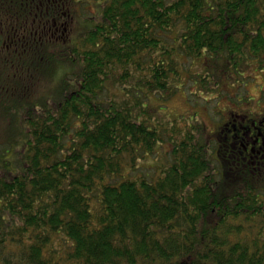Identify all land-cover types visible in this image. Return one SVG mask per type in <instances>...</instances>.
I'll list each match as a JSON object with an SVG mask.
<instances>
[{
    "label": "trees",
    "instance_id": "trees-1",
    "mask_svg": "<svg viewBox=\"0 0 264 264\" xmlns=\"http://www.w3.org/2000/svg\"><path fill=\"white\" fill-rule=\"evenodd\" d=\"M251 64L264 0H0V264H264V115L146 102Z\"/></svg>",
    "mask_w": 264,
    "mask_h": 264
},
{
    "label": "rangeland",
    "instance_id": "rangeland-1",
    "mask_svg": "<svg viewBox=\"0 0 264 264\" xmlns=\"http://www.w3.org/2000/svg\"><path fill=\"white\" fill-rule=\"evenodd\" d=\"M202 63L207 64L206 60H196L193 66V73L200 71ZM221 77V82L218 83V87L214 88V85H210L213 88L209 93L203 92L198 87H189L190 91L198 92V94H190L187 89V81L185 79L184 89H179L167 100H160L158 95L152 94L146 100L149 110L153 116L160 120L178 119L180 116L184 118L195 119L200 127H202L203 138L213 140L217 137V132L220 131L222 125L229 119L230 112H237L239 114H247V110L251 111L256 118L257 116L264 115V70H260L256 65L245 66L238 72L230 74L225 71H219L221 68H217ZM216 69V70H217ZM186 77V74L184 78ZM238 94L239 108L235 106L230 100L228 95ZM244 99V101L242 99ZM162 99V98H161ZM250 115V113H248ZM185 119V120H186ZM245 122L244 118L236 120V125H239V121ZM179 121V119H178ZM184 122H180L181 126ZM219 125L215 130V126ZM215 132V133H213ZM213 133V134H211ZM168 143L163 142L162 146L155 149L152 154L147 156L140 162V165L147 167V170H143L153 175L154 169L158 165L163 166L170 161ZM141 172V169H139Z\"/></svg>",
    "mask_w": 264,
    "mask_h": 264
}]
</instances>
